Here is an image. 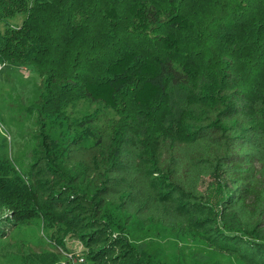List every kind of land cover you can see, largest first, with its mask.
Masks as SVG:
<instances>
[{"label":"trees","instance_id":"obj_1","mask_svg":"<svg viewBox=\"0 0 264 264\" xmlns=\"http://www.w3.org/2000/svg\"><path fill=\"white\" fill-rule=\"evenodd\" d=\"M222 5L217 15L218 0H0V25L27 13L19 28L0 30V63L40 76L27 108L36 113L29 164L0 155V240L41 219L61 229L63 249L66 235L78 239L81 264H159L126 233L160 228L196 233L241 264H264V0ZM122 10L128 23L114 47L95 36L92 18L115 37ZM85 38L103 52L80 67ZM202 42L219 46L230 86L205 102L198 85L171 121L169 90L192 91L200 77L186 62L183 75L175 58ZM235 61L257 86L238 84ZM81 99L117 112L131 106L149 123L143 130L129 114L98 134L88 119L80 134L67 125L53 135L63 109Z\"/></svg>","mask_w":264,"mask_h":264},{"label":"rangeland","instance_id":"obj_2","mask_svg":"<svg viewBox=\"0 0 264 264\" xmlns=\"http://www.w3.org/2000/svg\"><path fill=\"white\" fill-rule=\"evenodd\" d=\"M229 2L230 0H218L219 6L213 11L217 15L223 14L227 8L223 9L222 4L225 3L229 6ZM203 5V10H201L203 14L208 15L206 18L212 17L213 13L209 12L212 9L211 6H207L209 11H206L204 10L206 8L205 3ZM121 13L123 16L122 28L115 32V37L109 36L111 31L103 27L105 25H101L95 18H92L91 30H94L95 36H102L107 44L113 42L114 47L121 42L116 40V37L123 32L125 33V25L128 23L123 10ZM26 17L27 13L23 10L12 17H8L7 24L3 22L0 25L1 33H5L11 27L19 28ZM101 27L107 29L105 33H100ZM85 34L84 30L83 35ZM84 40L85 42L88 41L87 45L79 46V48L85 53V56L81 59L76 56V59H80L78 64L80 67L84 66L83 62L86 63V57L98 59L103 52L98 48V45L94 46L90 43V38ZM153 46L155 47V45ZM218 47L214 42L209 44L202 42L199 46L190 44L182 58H175L176 66L181 71L184 62L191 66L194 63L198 68L200 77L197 83L195 81L193 84L192 91H189L187 85H183L179 90L175 87L169 90L171 114L168 119L171 121L173 119L179 120L177 106L185 98L194 95L193 91L197 89L198 85L201 88L200 96H205V102L212 100L216 89L219 87L229 88L230 84L228 78L224 77V73L230 70V65L223 59ZM234 66L237 67L239 85L257 86L258 81L254 83L244 81L243 76L246 68L241 67L240 63L236 61ZM182 73L186 75L185 72L182 71ZM39 83V73L34 69L25 66L16 67L9 62L0 63V155H9L17 165L23 167L30 162L33 145L32 134L36 126V113H29L27 108L37 99L40 92ZM252 98L249 97L250 100ZM130 107H124L121 112H117L105 108L99 103H91L81 99L63 109L61 115L64 117V127L53 128L51 133L55 136L59 135L68 125L70 126L69 134L74 136L85 130L82 125L86 124L88 119H94L88 125H91L94 131L99 134L104 130H110L114 121L126 123L124 117L129 114L132 115V119L138 123L141 129L147 127L149 122L145 116L132 112L133 109ZM249 109L252 114L253 108L249 107ZM175 126L180 128L178 125ZM212 181L211 179L205 180L202 188L208 189ZM60 230L56 224L50 226L41 219H31L20 223L19 226L10 227L6 230L5 239L0 240V264H81L80 259H85L82 244L75 236L68 234L64 237L66 249H63L58 244V238H61ZM126 234L129 243L139 253L150 255L159 264H241L237 258L216 250L205 239L193 232L176 235L169 230L156 228L146 233V231L131 226Z\"/></svg>","mask_w":264,"mask_h":264},{"label":"built area","instance_id":"obj_3","mask_svg":"<svg viewBox=\"0 0 264 264\" xmlns=\"http://www.w3.org/2000/svg\"><path fill=\"white\" fill-rule=\"evenodd\" d=\"M80 261H81V262H84V259L81 258Z\"/></svg>","mask_w":264,"mask_h":264}]
</instances>
